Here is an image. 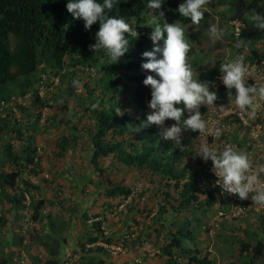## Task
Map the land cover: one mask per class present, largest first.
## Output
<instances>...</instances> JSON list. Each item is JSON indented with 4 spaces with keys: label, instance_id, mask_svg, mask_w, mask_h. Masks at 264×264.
Instances as JSON below:
<instances>
[{
    "label": "rangeland",
    "instance_id": "rangeland-1",
    "mask_svg": "<svg viewBox=\"0 0 264 264\" xmlns=\"http://www.w3.org/2000/svg\"><path fill=\"white\" fill-rule=\"evenodd\" d=\"M256 11L264 12V1L251 14ZM244 17L229 5L206 7L199 25L182 22L175 11L164 17L169 23L176 21L185 27L192 45L189 56L199 79L208 81L210 90H216L224 98L228 96L220 80V64L236 56H244L245 61L254 57L251 47L242 50L235 47L237 24L242 23L244 27L248 23ZM211 23L224 27L225 37L221 42H213L208 35ZM255 47L264 53V38ZM103 57L96 63L88 59L91 63L86 64V61L78 63L76 55L70 56L60 76L41 63L35 85L25 96L14 97L4 107L0 103V120L11 116V111H14L12 124L20 121L25 127L38 120L31 132L40 153V163L35 170H30V166L23 171L22 177L32 185L26 187L21 183L20 192L26 195L27 204L32 199H47L37 221L32 218L34 210L30 206L11 209V202H2L0 214L5 213L7 222L0 228V257L10 256V264H87L91 255L81 250L80 241H86L91 232L97 233L93 223L101 220L113 242H98L107 249L95 254L100 264H187L189 256H185L181 248L192 250L190 256L209 254L213 264H264V208L251 199L233 201L231 194L221 190L219 193L225 203L218 201L210 207L196 205L179 210L180 195L175 180L167 175L149 167L127 165L114 153L102 156L98 163L93 161L92 131L96 115L91 105L95 103L101 109L108 104L103 98L110 94L105 91ZM141 65L140 70L151 72ZM125 70L128 75L139 72L135 67ZM73 79L80 81L79 90L73 86ZM121 88L124 94L118 101L123 108L117 110L127 109L136 117L141 110L132 99V87L124 82ZM172 123L174 121L166 120L165 126ZM112 136L110 133L107 139ZM138 136V129L131 123L128 131L116 135L115 139L135 142L139 149ZM63 140L68 144L64 149L60 145ZM200 141L194 138L188 149L181 151L177 169L202 161L194 152ZM230 142L249 152L255 162H264V136L261 141L253 140L240 129ZM9 143L18 150L22 147L10 129L0 135V165L6 170L15 167L10 162L3 163L4 149ZM124 146L129 151L134 148L126 142ZM114 186L129 188L131 192L128 196L112 195L110 190ZM202 188L199 195L205 200L209 192ZM7 190L14 193L11 187ZM167 192L173 194L171 199L167 198ZM233 203H244L247 210L235 215ZM183 226L193 234L183 239L182 247H172V254L167 253L165 246L171 242L172 234ZM243 242L250 243L251 247L244 249ZM258 242L263 243L260 254L254 249Z\"/></svg>",
    "mask_w": 264,
    "mask_h": 264
},
{
    "label": "trees",
    "instance_id": "trees-1",
    "mask_svg": "<svg viewBox=\"0 0 264 264\" xmlns=\"http://www.w3.org/2000/svg\"><path fill=\"white\" fill-rule=\"evenodd\" d=\"M263 1L251 0L247 3L246 0H210L206 6L214 8L218 5H229L231 8H236L238 14L245 16V21L248 23L242 27L238 40H245L247 47L252 48L254 57L251 58V61L253 59L261 61L264 57V53L255 47L264 38V30L256 28L251 22V11ZM181 2L182 0H165L162 5L165 16L169 12L175 11ZM66 4L67 0H0V103L10 101L18 95L25 96L35 85L36 73L40 69L41 63H44V67L50 68L55 75L60 76L65 69L67 58L70 56L75 57L76 55L78 63L86 61V64H90V60L96 63L98 58L101 60L104 56L102 69L107 79L105 91H110V94L103 98V101L108 102L107 105L101 109L97 107L93 109L96 115V125L94 131L91 130L94 144L93 161L98 163L102 156L114 153L127 165L145 166L153 171L161 172L165 176L167 175L169 179L175 180L174 185L180 195L179 210H185L196 205L210 207L218 201L225 203L224 196L222 197L219 193L220 188L215 190L202 188L207 190L209 195L205 200L201 199L199 188L202 187L200 184L201 167H204L202 161L199 160L195 165H184L177 169L176 164L181 151L188 148L181 149L176 147L174 142L164 140L160 135L162 129L155 124L143 126L147 114L150 112L148 102L151 99V87L145 85L143 81L148 74L154 75L152 72L140 70V64L147 59L142 56V53L145 50H151L153 47L149 38L151 28L144 25L147 21L146 14L149 11L147 0H119L115 8L109 12V15L118 14L133 22L138 33L137 37L130 38L129 51L114 63H110L103 52L95 53V50L90 47L95 43V33L99 29V23H94L90 29H85L84 21L73 18L72 14L68 12ZM156 12L158 13L159 10ZM175 12L182 22L190 21V19L180 16L179 12ZM126 35L128 34L126 33ZM133 67L139 69V72L128 75L125 68ZM124 82H128L129 87H132V99L136 101L138 109L141 110L136 117H132L127 109L117 110L118 107L123 108L118 98L124 94V89L121 88ZM218 97L216 102L227 98H224L222 94ZM22 109L24 110L25 107ZM206 109L205 106L201 107L202 112ZM13 114L14 111H11V116L0 120V135L9 129L14 131L22 143V147L18 150L13 147L12 143H9L4 149L3 163L10 162L15 167L12 170H6L2 164L0 165V207L4 201L11 202V209L30 206L34 210L32 218L37 221L47 199L41 198L37 201L32 199L27 204L26 195L20 192V184L23 183L26 187H31L32 184L22 177L23 171L30 166H32L30 170H35L34 167L40 163V153L34 143L33 132H31L38 120L25 127L20 121L14 122V126H11L13 125L11 121ZM131 123L139 131L138 139L141 141L139 149L135 147L137 145L135 142L115 139L116 135H123L127 132ZM110 133L113 134V138L107 139ZM198 134V132H185L182 143L189 147L193 139L198 137ZM125 142L134 148L129 151L124 146ZM60 145L64 149L67 148L65 145L68 144L64 141ZM210 163L212 164L211 161ZM7 187L13 188L14 193L8 192ZM130 192L129 188L120 186H114L110 190L112 195L124 194L128 196ZM217 194L221 197L218 198ZM169 197L171 199L173 194L167 192V198ZM6 222L5 213H1L0 228ZM189 223L188 220L187 224ZM93 225L98 232H91L86 241H80L81 250H87L91 255L87 259V264H100L95 254L102 253L107 249L99 245L98 242L112 243L113 238L107 236L101 220H95ZM192 234L193 231L188 227L183 226L177 230L176 233L172 234L171 242L165 246L166 252L172 254V247H182L183 239ZM250 247V243L243 242L244 249L247 250ZM181 249L185 256H189L187 264H213L209 254L190 256L192 250ZM254 249L255 253H262L263 243L258 242ZM10 261V256L0 257V264H10Z\"/></svg>",
    "mask_w": 264,
    "mask_h": 264
},
{
    "label": "clouds",
    "instance_id": "clouds-1",
    "mask_svg": "<svg viewBox=\"0 0 264 264\" xmlns=\"http://www.w3.org/2000/svg\"><path fill=\"white\" fill-rule=\"evenodd\" d=\"M164 2L147 0L149 11L145 23L152 27L149 38L153 47L142 53L147 59L141 66L151 70L154 75L148 74L143 81L151 87L148 106L152 110L147 114L143 126L155 124L162 128L160 135L164 140H170L176 147L184 149L188 147L182 140L188 131L220 138L225 131L224 117L232 115L234 111L242 114L241 119L245 124L255 119L259 102L264 101V73L254 74L243 56L221 63L220 80L227 90L228 104L215 106L218 93L210 90L208 81L199 79V73L193 68L189 56L192 45L186 29L181 23L164 20ZM118 3L119 0H67L66 4L73 18L84 21L85 29L99 23L95 43L90 47L95 53L103 52L110 63L119 61L129 51L130 38L138 36L133 22L118 14L109 15ZM209 3L210 0H182L175 11L190 19L192 25H199ZM251 22L256 28L264 30V12L256 11L251 16ZM207 32L213 42H221L225 37V29L218 23L209 24ZM235 47H247V42L237 40ZM250 79L254 82L249 83ZM72 83L79 90L80 81L73 79ZM202 106H215L217 117L206 118L201 111ZM91 107L96 108L97 104L93 103ZM166 120L174 123L165 126ZM194 152L204 162H212L211 170L217 178L215 185L224 193L237 195L240 200L251 199L253 203L264 206V162H255L249 152L231 142L217 144L202 139Z\"/></svg>",
    "mask_w": 264,
    "mask_h": 264
},
{
    "label": "built area",
    "instance_id": "built-area-1",
    "mask_svg": "<svg viewBox=\"0 0 264 264\" xmlns=\"http://www.w3.org/2000/svg\"><path fill=\"white\" fill-rule=\"evenodd\" d=\"M242 27H243L242 23L237 24L236 29H235V34L237 36L240 35ZM246 62H248L251 65V68L254 74L264 73V58L261 61L256 60L255 62H252L251 60H247ZM253 82H254L253 80L251 79L249 80V83H253ZM7 102L9 103V101L1 102L3 105L2 107L7 106L8 104ZM220 104L227 105L228 97L223 101L215 102V106H219ZM215 106H208L207 109L203 112L206 118L215 119L217 117L218 113H217ZM241 116L242 114L239 111H234L232 115L224 117L223 125H224L225 131L220 138H215L211 134H207V133L204 134L203 136L201 134H198L197 138L200 140L207 139L209 142H215L217 144L218 142H220L219 144H221V143L228 142V141L230 142L231 137L234 135L235 131L241 129L247 132L251 139L261 141L262 137L264 136V101L259 102V105L256 109V117L255 119L250 120L248 124H245L243 122V120L241 119ZM244 119H247V116H244ZM202 162L204 163V167H201L202 168V171L200 174L201 186L204 189H208V190H215V189L220 188L218 185H215V181L217 178L215 177L214 173L211 170L212 164L210 163V160L207 162H204L202 160ZM232 200L238 201L240 199L238 198L237 195H232ZM262 208H264V206H262ZM246 210H247V206L244 203H241V205L234 204L232 208L233 214L235 215L245 212Z\"/></svg>",
    "mask_w": 264,
    "mask_h": 264
}]
</instances>
